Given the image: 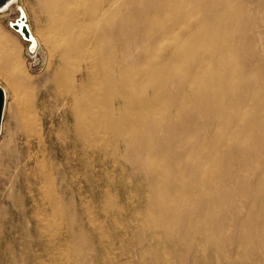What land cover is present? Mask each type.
Here are the masks:
<instances>
[{
	"label": "rangeland",
	"instance_id": "rangeland-1",
	"mask_svg": "<svg viewBox=\"0 0 264 264\" xmlns=\"http://www.w3.org/2000/svg\"><path fill=\"white\" fill-rule=\"evenodd\" d=\"M147 3L129 4L121 28H115L126 51V63L139 76V83L145 85L144 75H153L151 62L168 60L170 44L196 39L197 46L185 58L174 60L176 73L190 60L202 59L206 70L187 82L202 91L206 80L220 85L229 68H238L241 76L227 81L229 95L219 93L213 98L221 104L239 97L238 105L228 103V114L214 115L194 106L190 92L176 83L167 84L170 95L165 96L151 88L159 82L150 81L153 85L147 89L137 82L136 93L156 96L162 102L163 110L153 119L154 125L144 117L145 123L134 133L92 132L90 114L104 104L96 80L101 70L84 59L77 60L73 68L66 67L56 53L49 52L41 36L46 19L34 0H17L0 11V31L12 53L11 65H6L0 48V86L6 90L0 129V264H264V223L255 224L248 211L253 208L264 213V192L258 197L250 190L255 186L254 175L264 173V118H259L264 111V0H186L182 14L177 13V6L156 9ZM20 11L36 40L31 52L27 42L10 28ZM150 15H158L163 29L174 25L173 34L154 42L151 37L158 31H152ZM185 26L190 28L188 32L183 30ZM116 43L112 34L108 44ZM253 66L256 69L250 68ZM22 73L33 89L10 83ZM61 75L77 84L76 104L56 91L55 76ZM89 80L93 81L88 84ZM125 80L132 82L128 77ZM81 81L88 84L83 90ZM258 104L263 106L260 111ZM236 117L242 121L233 126ZM101 121L111 122L107 115ZM30 122L34 136L25 131ZM229 125L236 133L231 175L221 179L223 170L218 165L203 166L213 174V185L227 191L216 188L209 193L213 203L190 211L192 219L205 210L213 221L222 222L216 237H197L190 244L177 233L180 219L175 224H146L144 217L154 211L149 198L157 190L150 189L156 185L155 175L163 172L165 178L181 185L180 178L190 177L198 162L183 161L182 167L173 158L220 128L226 136ZM80 133L83 138L77 139ZM178 167L184 172L179 173ZM42 171L48 174L43 183L62 179L65 203L73 191L76 220L70 228L33 230L31 221L39 218L33 210L43 205L37 189L40 183L34 180ZM31 194L35 201L28 200ZM170 198V192L160 193L162 202Z\"/></svg>",
	"mask_w": 264,
	"mask_h": 264
},
{
	"label": "bare ground",
	"instance_id": "bare-ground-1",
	"mask_svg": "<svg viewBox=\"0 0 264 264\" xmlns=\"http://www.w3.org/2000/svg\"><path fill=\"white\" fill-rule=\"evenodd\" d=\"M16 1L17 0H11L1 9V11L5 10ZM34 1L38 11L42 13L46 19L47 26L41 36L42 41L47 46L49 52L51 54L56 53L61 63L66 67L73 68L74 63L77 60L84 59L90 62L93 68L101 70V77L100 79L99 77H96V80L99 82L100 87L98 91L100 97L103 98L104 104L100 109L90 114L89 126L91 127L92 125V132L102 129L104 131L114 132V136L120 135L119 131L134 133L135 130H138V128L145 123L144 120L146 118L149 119V124L154 125L155 122L153 119L157 118V114L163 110L162 102H159L156 96L150 97L138 94V92L136 93L137 82L141 89H147L153 85L150 81H157L159 84L151 88L155 90L157 95L163 94L165 96L170 95V92L166 87L167 84L176 83L180 88L184 89V91L188 90L190 92L193 100L192 104L194 106L200 107L206 113L214 115L228 114L225 111V106L228 105V103L231 105H238L239 97L230 98L221 104H217L213 99L219 93L226 97L229 95L227 81L232 77L239 78V76H241L242 72L239 71L238 68L232 69L228 66L229 69L226 74L221 76L220 85L215 86L212 83L209 84V80H206V85L202 91H196L191 84L187 83L191 77L206 70L205 67L203 68L201 66L202 59L197 61L190 60L187 65L182 67L181 73H176L174 60L185 58L186 56L184 55L187 51L197 46L198 42L196 39L192 41L173 42L170 44L168 47V60L151 62L150 66L153 75H144L146 79L145 85H143L142 82L139 83V76L131 73L129 65L126 63V51L122 48L121 36L115 28L116 26H120L121 28L125 16L124 10L129 4L133 5L138 2L143 3L145 0ZM146 1L148 2V5H151L156 9H167L171 6L173 8L177 6V13L182 14L186 0ZM212 13L213 11L209 14ZM182 16H185V12ZM157 17L158 15H150L148 17L154 24L152 26L154 27L152 31L156 29V31H158V33L154 31L153 33L156 34L151 37L154 42H158V39L166 34H173L172 31L175 29L174 25L167 29H163V26L160 27ZM200 22L201 20L198 18V23ZM183 30L188 32L190 28L185 26L183 27ZM149 31H151V29L148 31L144 30V33L148 34L150 33ZM30 33L34 37L31 30ZM112 34L113 38H116V45L108 44V39L111 38ZM61 40L64 43H62ZM34 42L36 43V40H34ZM28 44L29 43L27 42V45ZM0 48L5 55L4 64L11 65L12 53L9 51L10 48L8 47L7 37L1 31ZM255 65L256 63L254 66ZM254 66L250 68H253V70L256 69ZM216 68L218 67L216 66ZM2 70L3 68L0 67V72H3ZM127 77L132 80L131 83L125 80ZM54 81L56 83V91L59 94L70 96L72 103L76 104L74 95L77 84L69 81L63 75L55 76ZM92 81L93 80H89L88 84ZM10 83H13L14 85L18 84L29 90L33 89L31 82L23 73L18 77L11 78ZM81 83L80 90H83L88 84L82 81ZM3 90L5 94V106L6 90L5 88H3ZM236 94L237 92L234 95ZM115 102L120 103L119 107L115 106ZM256 108L260 111L263 109V106L258 104ZM242 113L243 111L239 113L240 117L243 116ZM74 115L76 116V114ZM103 115H107L110 118L111 122L109 124H105L101 121ZM259 118H264V111ZM236 119L237 120L233 126H237L242 121L238 117H236ZM203 126L204 125H202V127ZM34 130L32 122H30L25 129V131L30 134L33 133ZM225 130L227 132L226 136L224 131L220 128L212 135V137H209L208 139L200 138L196 146L183 153L180 157L173 158L175 165H182V167L183 161L198 162V167L193 171L190 177L182 176L180 178L181 185H178L172 181V179L168 180L165 178L163 172L155 175L154 178L156 185L150 186V189L156 187L157 190H155L153 195L149 198V201L153 202L154 211L148 213L144 217V222L146 224L155 226L157 221H167L171 224H175L176 220L180 219L181 221H179L180 225L177 228V233H182L183 239L189 241L190 244L194 242V239L197 237H204L206 238L205 240L212 236L216 237L215 234L220 231L223 223H216V221H213L206 214L207 212L205 210H200L199 214H196L195 218L192 219L190 217V211H195L196 207H201L203 205L206 207L213 203L214 200L210 198L209 193L216 190V188H219L212 183L214 177L211 171L203 168L205 163L218 165L219 168L223 170V177L221 176V179H224V176L231 175L230 165L233 161L231 155L233 148H231V146L235 144L233 139L236 137V133L232 130L230 125L229 127H225ZM80 138H83V134L81 133L77 135V139ZM147 152H150V150ZM35 153L34 155H36ZM161 167L162 165L160 166V169ZM178 172H184V170L178 167ZM47 175L46 172H43L34 180V183H40L39 187H37L39 191H37L40 195L39 200L42 201L43 205L40 208L36 207L33 210V214L39 216V218L31 221L33 230L50 228L51 230L59 231L64 228H70L76 220L73 191H71V199L68 203H65V201H63L65 188H63L62 179L59 181L43 183V179L46 181ZM28 181L29 180L26 179V189L30 193L32 192V188L31 185L27 183ZM253 182L255 186L251 185L254 187H250V190L256 192L254 195L261 197L264 192V173L260 171L256 173ZM219 190L222 193L227 191L223 186H221ZM161 192H170L172 194L170 201L162 202L160 200ZM198 194L200 195V205L196 206L195 201ZM29 199H31V201L36 200L33 194L30 195L28 200ZM248 211L250 212L251 217L254 218L255 224L264 223V213L255 211L253 208H248ZM49 242H51V240Z\"/></svg>",
	"mask_w": 264,
	"mask_h": 264
},
{
	"label": "water",
	"instance_id": "water-1",
	"mask_svg": "<svg viewBox=\"0 0 264 264\" xmlns=\"http://www.w3.org/2000/svg\"><path fill=\"white\" fill-rule=\"evenodd\" d=\"M11 0H0V11L1 9ZM10 28H12L15 32H17L21 38L28 42V51H33L36 43L34 42L35 37H33L30 33L28 25L25 21V15L23 11H20L18 18L15 19L14 22L10 23ZM4 102H5V94L3 88L0 86V129H1V119L4 109Z\"/></svg>",
	"mask_w": 264,
	"mask_h": 264
}]
</instances>
